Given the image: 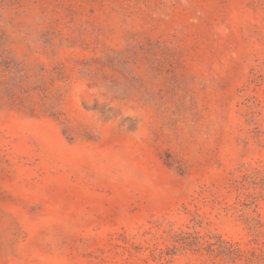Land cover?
Returning <instances> with one entry per match:
<instances>
[{
	"label": "rangeland",
	"instance_id": "rangeland-1",
	"mask_svg": "<svg viewBox=\"0 0 264 264\" xmlns=\"http://www.w3.org/2000/svg\"><path fill=\"white\" fill-rule=\"evenodd\" d=\"M0 264H264V0H0Z\"/></svg>",
	"mask_w": 264,
	"mask_h": 264
}]
</instances>
